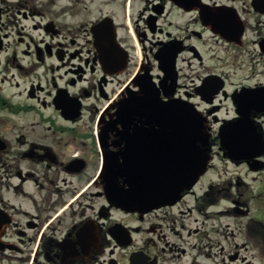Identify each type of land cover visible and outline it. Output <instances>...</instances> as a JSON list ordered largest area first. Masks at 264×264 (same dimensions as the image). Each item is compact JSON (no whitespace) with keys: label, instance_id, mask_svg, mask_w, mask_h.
Wrapping results in <instances>:
<instances>
[{"label":"flooded vegetation","instance_id":"obj_1","mask_svg":"<svg viewBox=\"0 0 264 264\" xmlns=\"http://www.w3.org/2000/svg\"><path fill=\"white\" fill-rule=\"evenodd\" d=\"M133 260L264 264V0H0V264Z\"/></svg>","mask_w":264,"mask_h":264},{"label":"water","instance_id":"obj_2","mask_svg":"<svg viewBox=\"0 0 264 264\" xmlns=\"http://www.w3.org/2000/svg\"><path fill=\"white\" fill-rule=\"evenodd\" d=\"M193 125H195V124H193ZM202 137H200V138H197V137H193L192 139H193V142H196L198 139H201ZM203 140L204 141H206L207 140V137H203ZM206 160H205V166H206ZM199 170L198 171H194L193 172V176L195 177V176H199ZM179 182V181H178ZM184 182V181H183ZM195 182V181H194ZM186 185V184H185ZM186 186H188V187H190V185H186ZM182 191V187H177L176 189H173L172 191H168V189H161V191H160V194H162V195H164L165 193V195H168V194H170V196H171V198L172 197H174L175 195H178L179 194V192H181ZM155 196V194L154 195H151L150 196V201L152 202L153 201V197ZM119 198V197H118ZM120 198L121 199H123L124 198V196L122 195V196H120ZM131 264H145V262H143L142 260H140V261H138V260H133L132 261V263Z\"/></svg>","mask_w":264,"mask_h":264}]
</instances>
